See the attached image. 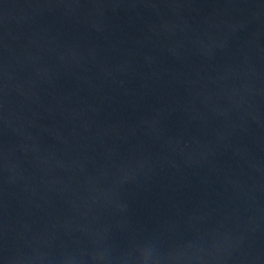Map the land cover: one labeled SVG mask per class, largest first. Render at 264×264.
<instances>
[{
  "label": "water",
  "instance_id": "95a60500",
  "mask_svg": "<svg viewBox=\"0 0 264 264\" xmlns=\"http://www.w3.org/2000/svg\"><path fill=\"white\" fill-rule=\"evenodd\" d=\"M0 264H264V0H0Z\"/></svg>",
  "mask_w": 264,
  "mask_h": 264
}]
</instances>
